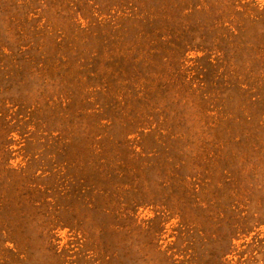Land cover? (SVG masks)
Masks as SVG:
<instances>
[{
  "label": "rangeland",
  "instance_id": "374dc122",
  "mask_svg": "<svg viewBox=\"0 0 264 264\" xmlns=\"http://www.w3.org/2000/svg\"><path fill=\"white\" fill-rule=\"evenodd\" d=\"M0 264H264V0H0Z\"/></svg>",
  "mask_w": 264,
  "mask_h": 264
}]
</instances>
